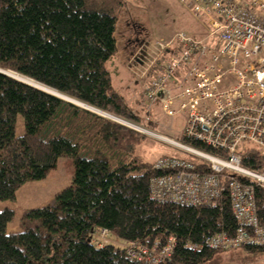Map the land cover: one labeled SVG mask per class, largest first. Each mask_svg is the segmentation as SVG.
<instances>
[{"label": "trees", "instance_id": "obj_1", "mask_svg": "<svg viewBox=\"0 0 264 264\" xmlns=\"http://www.w3.org/2000/svg\"><path fill=\"white\" fill-rule=\"evenodd\" d=\"M125 5L124 0H0V70L126 123L148 126L117 92L107 68L118 53ZM127 26L141 31L136 24ZM127 42L125 47L139 45L138 39ZM19 115L23 133L17 136ZM145 139L109 117L0 73V201L14 202L24 184L45 179L59 158L73 164L70 185L51 203L26 210L20 232L8 233L14 211L0 209V264H149L130 251L144 248L153 258L170 240V255L156 264L264 260V244L205 246L216 234L236 237L239 225L228 193L199 206L151 197V178L164 172H153L152 163L136 154ZM181 142L214 151L183 137ZM242 153L244 168L263 171L264 157L253 147L244 145ZM253 192L264 228V188L255 186Z\"/></svg>", "mask_w": 264, "mask_h": 264}, {"label": "built area", "instance_id": "obj_2", "mask_svg": "<svg viewBox=\"0 0 264 264\" xmlns=\"http://www.w3.org/2000/svg\"><path fill=\"white\" fill-rule=\"evenodd\" d=\"M180 1L203 21L205 33L193 38L180 32L160 44L144 73L153 70L142 83L141 95L145 106L158 104L164 115L185 114L182 137L214 151L147 133L190 155L163 156L152 163L151 170L164 175L151 178V197L199 206L215 204L228 193L239 225L236 237L216 234L205 246L228 250L242 243L264 244L253 192L255 186L264 188V169L242 166L244 145L264 157V0ZM171 243L153 258L144 248L130 254L156 264L170 255Z\"/></svg>", "mask_w": 264, "mask_h": 264}, {"label": "rangeland", "instance_id": "obj_3", "mask_svg": "<svg viewBox=\"0 0 264 264\" xmlns=\"http://www.w3.org/2000/svg\"><path fill=\"white\" fill-rule=\"evenodd\" d=\"M124 1L126 5L117 33L118 53L107 63V68L112 75L113 85L117 92L126 98L129 106L144 120L145 124H149L142 127L126 123L128 127L130 125L137 127L146 136V139L138 146L136 154L150 163L163 156L189 158L190 155L180 151L179 148L147 134H158L176 144H181L186 115L178 114L173 117L164 115L158 104L145 106L140 95L142 83L147 80L144 73L150 62L158 54L160 44H167L180 32L193 38L203 37L205 33L204 23L197 19L187 4L180 0ZM127 23L136 24L138 28L140 27L137 31H141L132 32ZM129 38L138 39L137 48L136 46L125 47ZM131 51L134 52L131 54ZM9 74L15 76V74ZM15 133L17 136L23 133V118L20 115L16 118ZM72 174L71 159L59 158L45 179L24 184L25 186L16 192L14 202L0 201V204H9L10 209L14 211L13 220L7 228L8 233L20 232L22 230V214L29 205H33L31 202L33 200L40 202L41 200L44 206L51 203L59 191L70 185ZM0 209L2 208L0 207ZM108 239L107 237L104 241H108ZM225 264L241 263L239 261L230 262L227 259ZM255 264H264V260Z\"/></svg>", "mask_w": 264, "mask_h": 264}, {"label": "water", "instance_id": "obj_4", "mask_svg": "<svg viewBox=\"0 0 264 264\" xmlns=\"http://www.w3.org/2000/svg\"><path fill=\"white\" fill-rule=\"evenodd\" d=\"M0 73L3 74V75H5V76L11 77V78H13V79H16V80H18V81H20V82H22V83H25V84H27V85H29V86H32V87L37 88V89H39V90H42V91H44V92H46V93H49V94H51V95H54V96L59 97V98H61V99H64V100H66V101H68V102H71V103H73V104H76V103H77V102L72 101V100H70V99H68V98H65V97H63V96H61V95H58L56 92H54V91H52V90H50V89L44 90V89H42V88H39V87L35 86L34 84H31L30 82L23 81V80L17 78L16 75L13 76V75L9 74V72H4V71H1V70H0ZM49 91H50V92H49ZM77 105H79V106H81V107H83V108H86V109H88V110H90V111L97 112V113H99V114H102V115L108 116V115H106V114H104V113H102V112H99V111L94 110V109H92V108H89V107H87V106L81 105V104H79V103H78ZM108 117L111 118V119H113V120H115V121H117V122H119V123H121V124L128 125V124H126V122H124V121H122V120H119V119L114 118V117H111V116H108ZM129 127L132 128V129H134V130H137V127H135V126H133V125H130Z\"/></svg>", "mask_w": 264, "mask_h": 264}, {"label": "crops", "instance_id": "obj_5", "mask_svg": "<svg viewBox=\"0 0 264 264\" xmlns=\"http://www.w3.org/2000/svg\"><path fill=\"white\" fill-rule=\"evenodd\" d=\"M124 48H125V47H124ZM131 58H132V57H131ZM131 58H130V59H131ZM127 60H128V59H127ZM135 62H136V61H135ZM122 96H123V95H122ZM140 96H141V95H140ZM123 97H124V96H123ZM124 98H125V97H124ZM125 99H126V98H125ZM24 186H25V185H23L22 187H24ZM22 187H21V188H22ZM21 188H20V189H21ZM20 189H19V190H20ZM38 202H39L38 200H33V201L31 202L33 205H32V206L29 205V206L27 207V210H28V209H33V208H38L39 206L42 207V205H43V201L40 200V202H39V203H38ZM35 203H36V204H35ZM0 205H1L0 207H1L2 209H3V208H11V206H10L9 204H6V203L0 204ZM43 206H44V205H43Z\"/></svg>", "mask_w": 264, "mask_h": 264}, {"label": "bare ground", "instance_id": "obj_6", "mask_svg": "<svg viewBox=\"0 0 264 264\" xmlns=\"http://www.w3.org/2000/svg\"><path fill=\"white\" fill-rule=\"evenodd\" d=\"M17 78H19V79H21V80H23V81L30 82L31 84H34L35 86H37V87H39V88H42V89H44V90H47V89H48V88H46V87H44V86H41V85H39V84H37V83L31 81V80H28V79H26V78L19 77V76H17ZM49 92H50V91H49Z\"/></svg>", "mask_w": 264, "mask_h": 264}]
</instances>
